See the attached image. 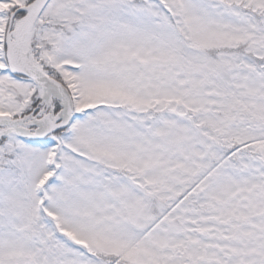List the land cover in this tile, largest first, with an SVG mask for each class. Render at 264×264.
Listing matches in <instances>:
<instances>
[{"label": "snow or ice", "instance_id": "6c2138e0", "mask_svg": "<svg viewBox=\"0 0 264 264\" xmlns=\"http://www.w3.org/2000/svg\"><path fill=\"white\" fill-rule=\"evenodd\" d=\"M0 264H264V0H0Z\"/></svg>", "mask_w": 264, "mask_h": 264}]
</instances>
